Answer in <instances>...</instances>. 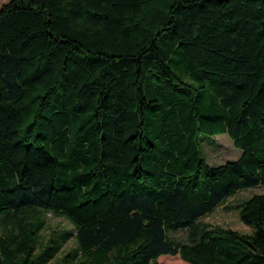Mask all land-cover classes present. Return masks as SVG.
<instances>
[{"label":"trees","instance_id":"16d2710c","mask_svg":"<svg viewBox=\"0 0 264 264\" xmlns=\"http://www.w3.org/2000/svg\"><path fill=\"white\" fill-rule=\"evenodd\" d=\"M241 149L222 163L202 140ZM264 188V0H7L0 5V264H264L253 232L199 222ZM73 228H53L45 214ZM187 228L186 239L169 231Z\"/></svg>","mask_w":264,"mask_h":264},{"label":"rangeland","instance_id":"374dc122","mask_svg":"<svg viewBox=\"0 0 264 264\" xmlns=\"http://www.w3.org/2000/svg\"><path fill=\"white\" fill-rule=\"evenodd\" d=\"M7 0H0V5ZM203 150L208 162L216 164L222 163L227 159L237 158L241 149L233 145L232 138L227 133H217L212 136H206L202 140ZM264 188L259 185L248 186L238 189L234 194L227 197V199L216 205L208 213L199 218L201 223H209L214 225H221L230 227L240 232L251 233L254 227L244 223L239 217V207L237 206L244 198H247L254 192H263ZM53 228H73V224L63 215L54 214L48 211L45 214V224L40 230V239L45 240ZM0 226V233L2 232ZM170 235L175 239H186L187 228L179 227L175 230L169 231ZM75 245L73 237H70L47 264H58L61 254ZM159 264H189L183 260L178 254H164L158 257Z\"/></svg>","mask_w":264,"mask_h":264}]
</instances>
